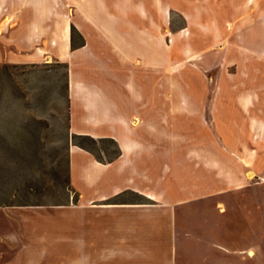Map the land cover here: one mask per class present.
Returning a JSON list of instances; mask_svg holds the SVG:
<instances>
[{"label": "crops", "instance_id": "0c3cea01", "mask_svg": "<svg viewBox=\"0 0 264 264\" xmlns=\"http://www.w3.org/2000/svg\"><path fill=\"white\" fill-rule=\"evenodd\" d=\"M68 1V42L56 57L67 68L70 133L110 139L118 151L103 160L71 145L74 211L86 219L80 240L68 241L74 256L63 261L178 260L175 212L153 208L148 194L176 197L181 181L163 173L166 159L198 143L206 117L208 158L236 151L244 162L218 165L254 167L247 138L255 121L264 122V0ZM168 9L189 31L169 33L170 45L162 32Z\"/></svg>", "mask_w": 264, "mask_h": 264}, {"label": "rangeland", "instance_id": "374dc122", "mask_svg": "<svg viewBox=\"0 0 264 264\" xmlns=\"http://www.w3.org/2000/svg\"><path fill=\"white\" fill-rule=\"evenodd\" d=\"M71 13L68 0H0V264H79L64 263L75 253L69 238L80 240L86 219L74 211L79 197L70 183L71 145L81 143L103 160L118 151L110 139L70 133L67 68L56 56L66 46L63 19ZM166 16L162 32L170 45L169 33L189 31L176 12L168 9ZM254 124L247 138L254 167L246 171L218 165L244 162L236 151L208 158V117L198 143L182 147L179 160L167 157L163 173L181 181L176 197L148 196L153 208L175 212L183 233L178 260L130 264H264V122ZM226 177L233 183H223Z\"/></svg>", "mask_w": 264, "mask_h": 264}, {"label": "bare ground", "instance_id": "6f19581e", "mask_svg": "<svg viewBox=\"0 0 264 264\" xmlns=\"http://www.w3.org/2000/svg\"><path fill=\"white\" fill-rule=\"evenodd\" d=\"M68 20H69V18L63 19L64 28H63L62 35H61V40L63 42L62 45H64V44L66 45V43L68 42V34H69L68 33ZM248 175L250 176V174H248Z\"/></svg>", "mask_w": 264, "mask_h": 264}, {"label": "trees", "instance_id": "16d2710c", "mask_svg": "<svg viewBox=\"0 0 264 264\" xmlns=\"http://www.w3.org/2000/svg\"><path fill=\"white\" fill-rule=\"evenodd\" d=\"M73 26L71 25V30H72ZM78 138H85V139H90L91 141H94L95 140L89 136H77ZM76 145L80 146V147H83V148H86L83 144L81 143H78V142H75Z\"/></svg>", "mask_w": 264, "mask_h": 264}]
</instances>
